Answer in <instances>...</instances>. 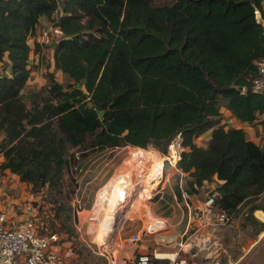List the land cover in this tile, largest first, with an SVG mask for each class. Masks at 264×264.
<instances>
[{
	"label": "trees",
	"instance_id": "obj_1",
	"mask_svg": "<svg viewBox=\"0 0 264 264\" xmlns=\"http://www.w3.org/2000/svg\"><path fill=\"white\" fill-rule=\"evenodd\" d=\"M152 1L0 0V171L33 192L46 188L68 229L72 207L60 203V192L71 150L131 145L167 153L181 133L177 167L191 177L187 191L217 176L215 207L233 218L243 213L260 233L264 222L254 213L264 211V145L222 123L221 107L250 124L264 112V96L248 89L264 56L255 17L256 8L264 14L263 0ZM43 17L63 31L53 60L68 83L50 75L28 107L30 39Z\"/></svg>",
	"mask_w": 264,
	"mask_h": 264
},
{
	"label": "rangeland",
	"instance_id": "obj_2",
	"mask_svg": "<svg viewBox=\"0 0 264 264\" xmlns=\"http://www.w3.org/2000/svg\"><path fill=\"white\" fill-rule=\"evenodd\" d=\"M173 1L153 0L152 3L154 5H164ZM52 25L55 24L49 20L45 25L39 24L36 34L30 39L31 45H33L30 55L31 83L23 91L24 100L28 107H31L30 93L33 90L46 87L50 75H53L60 82L68 83V78L62 71L55 69L53 63L55 43L59 37L51 38L50 44L42 40L43 30ZM2 70L0 73L4 72V68ZM142 149L147 151L149 155L147 159L142 158V161L139 162H136L134 158V152L138 148L131 145L104 150H96L92 146L86 145L71 150L68 155V164L64 171L60 192V203L72 207V218L67 222L68 229H61V219L59 216H55V207L46 188L39 192H33L31 185L19 183L17 178L10 177L11 183H18L13 188L14 200H11L12 209L17 213L13 217H19L22 211L21 208L36 202L41 207L38 212L40 224H44L49 231L59 234L61 239L59 248L63 252L69 249L72 250L68 259L73 264H128L126 263L127 260L133 258L136 254L134 250L137 249V245L145 243L150 249L151 238L156 235L160 236L166 230L167 226L171 224V219L168 216H173L175 213L183 214L186 211L184 205L179 206L176 204L173 207L171 206L172 201L165 202L168 195L167 192L161 189V184L158 186L159 178H157L156 185L143 197H139L141 204L138 211L132 212L131 207L128 210L129 217L127 219V216L120 217L119 227L117 226L118 228L113 232L108 242L100 244L96 240L94 229L98 228L97 224L102 225V218L104 217V213H101L97 221L92 219L100 191L107 190V194L109 190L122 188L119 196H122L121 194L128 190L134 194L132 199L137 198L141 191L135 194L140 189L134 183L142 181L139 169L143 167L141 168L143 173L148 172L149 167H155V162L162 161L159 158L160 156L164 159L167 154L153 147ZM77 154H79V157ZM82 161H84V164L80 163ZM166 161L164 160L165 163H167ZM113 179L114 182L110 183L112 188L105 187ZM115 182L118 183L114 184ZM162 192H164L163 198L160 197ZM112 196L116 197V195ZM130 196L121 198L120 202L124 204L122 208L125 210L135 204L130 203ZM259 212L264 213V211ZM259 212H256L255 216L259 221L264 222ZM258 225L245 220V215L240 213L221 228L219 260L222 264H264V230L258 233ZM55 228L57 229L55 230ZM136 233H142V239L139 242H130L129 237ZM167 239L169 240L170 237ZM193 248L198 249V246H193ZM204 252L203 250L199 252L198 257L201 262Z\"/></svg>",
	"mask_w": 264,
	"mask_h": 264
},
{
	"label": "crops",
	"instance_id": "obj_3",
	"mask_svg": "<svg viewBox=\"0 0 264 264\" xmlns=\"http://www.w3.org/2000/svg\"><path fill=\"white\" fill-rule=\"evenodd\" d=\"M47 22L48 19L46 17H43L40 20V24L43 25L47 24ZM2 65V62H0L1 72L3 71ZM5 71L9 73L10 70L7 69ZM30 83L31 78L27 85ZM221 113V121L222 123H225L227 127L232 125L237 128H243L250 140L262 146L264 145V112L258 114V118L253 124L241 122L224 105L221 107ZM210 136L211 130L198 137L196 141L198 144L204 145ZM3 160L4 157L0 154V162ZM10 177L14 179L17 178L19 183H25L19 180L18 175L12 173L8 169L2 172L0 171V223H3L6 226H10L18 220V217H13L15 211L12 209L11 204V200H14L13 188L16 187L18 183H11ZM162 178L163 180H161ZM161 179L158 182V186L161 184V189L167 192L168 196L166 197L167 200L164 199L165 202L168 203L169 201H172L171 206L173 207H175L176 204L179 206L184 205V207L186 206V211L183 214L175 213L173 216H168V218L171 219V224L167 226L166 230H164L160 236L156 235L151 238L150 249L145 243L137 245V249L134 250V253L136 252L135 255L142 253L161 254V258H158L156 261L157 264H169V255L172 258L187 257L190 264H214L215 261H219L222 229L213 230L202 221L199 223L197 222V227L191 229L192 218L190 217L189 209L186 204L189 202L194 208L203 205L209 195L216 193L215 188L222 182V180L218 179L217 176H214L212 181L204 182L201 187L196 186L195 191H187V189H189L187 184L188 181L191 180V177L186 176L183 171L177 167V164L171 165L169 162L164 167V173ZM186 193L188 194V200L185 199ZM121 195L120 201L126 196V193H122ZM163 196L164 192H162L160 197L163 198ZM254 214L256 215V213ZM166 237H170V239L168 240ZM193 246H198V249H194ZM201 250L205 251L204 256L202 257L203 263L198 257Z\"/></svg>",
	"mask_w": 264,
	"mask_h": 264
},
{
	"label": "built area",
	"instance_id": "obj_4",
	"mask_svg": "<svg viewBox=\"0 0 264 264\" xmlns=\"http://www.w3.org/2000/svg\"><path fill=\"white\" fill-rule=\"evenodd\" d=\"M255 17L257 22L261 24L264 34V14L259 8L255 9ZM62 35L63 31L60 27L52 25L43 30L42 40L50 44L51 38H60ZM255 68L256 74L248 89L264 96V56L255 61ZM242 91L246 92L247 87H242ZM183 148V137L181 133H178L169 143L164 160H167L171 165H176L181 159ZM77 156L79 157V154ZM215 197L216 193H212L203 205L195 208L187 202L186 205L192 218L191 229L197 227V222L202 221L213 230H220L233 219L231 214L215 207ZM185 199L188 200L187 193ZM40 208L38 203H30L21 208V214L15 223L10 226L0 223V264H73L68 259L72 250L63 252L59 248L61 240L59 234L49 231L44 224H40L38 215ZM14 214H17L16 211ZM141 239L142 233L132 234L129 237L130 242H139ZM158 258H161L160 254L142 253L135 255L127 263L157 264ZM169 264H190V261L187 257L172 258L169 256ZM214 264L222 263L219 260L215 261Z\"/></svg>",
	"mask_w": 264,
	"mask_h": 264
},
{
	"label": "bare ground",
	"instance_id": "obj_5",
	"mask_svg": "<svg viewBox=\"0 0 264 264\" xmlns=\"http://www.w3.org/2000/svg\"><path fill=\"white\" fill-rule=\"evenodd\" d=\"M137 148H138V150H136V152H134V156H135L134 158L136 159V162L142 161V158L147 159V156L149 155V153H147V151H145L144 149H141L140 147H137ZM159 158L162 159V161L155 162V167H149V170L146 173H143V171L141 170V168H143V167H141L142 166L141 164L139 165L141 167L139 169L140 170L139 173H141L142 181L134 183V184L138 185L139 189H140V190H137V193H135V194H138L139 191H141L140 192L141 194H138L137 198L135 197V199H132L134 194L130 193L128 190L125 192L126 196L131 195L130 196L131 197L130 203L131 202L135 203V204H132L131 206H129L127 208V210L122 208L124 204H122L120 202L121 196H119V194H120L122 188L109 190L107 194H106L107 190L103 189L100 191L99 196H98V200L96 203V208H95L94 213L92 215L93 221H97L99 219V217L101 216V213H104V217L102 218V225L97 224L98 228L94 229V231L96 232L95 238L100 244H105L108 242V240H109V238H111L113 232H115L116 228L119 227L121 216H127L126 219L129 217L128 216V212H129L128 210L131 207H132V209H131L132 212L138 211L140 204H141V202L139 201V197H143L144 194H147V192H149V190L156 185L155 183H157L156 182L157 178H159V180H160L161 175H163V173H164L165 165H164L163 157L160 156ZM159 180H158V182H159ZM113 182H114V179L109 181L106 186L110 187V189H111L112 184L110 185V183H113ZM116 183H118V182H115L114 184H116ZM112 195H116V197H114ZM143 200H144V198H143ZM102 207H103V209H102ZM105 209H106V212H105ZM108 215H109V217H108ZM107 217H108V219H107ZM107 220H108V222H107Z\"/></svg>",
	"mask_w": 264,
	"mask_h": 264
},
{
	"label": "water",
	"instance_id": "obj_6",
	"mask_svg": "<svg viewBox=\"0 0 264 264\" xmlns=\"http://www.w3.org/2000/svg\"><path fill=\"white\" fill-rule=\"evenodd\" d=\"M240 89H242V87H240Z\"/></svg>",
	"mask_w": 264,
	"mask_h": 264
}]
</instances>
